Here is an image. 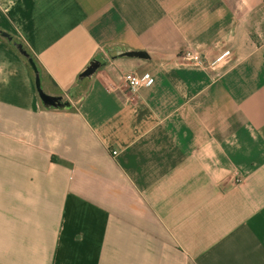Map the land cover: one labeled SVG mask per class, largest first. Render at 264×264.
I'll use <instances>...</instances> for the list:
<instances>
[{
	"label": "crops",
	"instance_id": "crops-1",
	"mask_svg": "<svg viewBox=\"0 0 264 264\" xmlns=\"http://www.w3.org/2000/svg\"><path fill=\"white\" fill-rule=\"evenodd\" d=\"M0 264H264V0H0Z\"/></svg>",
	"mask_w": 264,
	"mask_h": 264
},
{
	"label": "built area",
	"instance_id": "built-area-1",
	"mask_svg": "<svg viewBox=\"0 0 264 264\" xmlns=\"http://www.w3.org/2000/svg\"><path fill=\"white\" fill-rule=\"evenodd\" d=\"M177 58L179 59V63L183 65H193L197 67L206 66L205 59L201 56L200 52L194 48H187L181 51ZM223 58L224 55L219 56L216 60L211 62L210 65H215ZM124 79L132 87L149 86L153 81V77L149 74L138 76L130 72L125 73ZM113 153L115 154L116 151H113Z\"/></svg>",
	"mask_w": 264,
	"mask_h": 264
},
{
	"label": "water",
	"instance_id": "water-1",
	"mask_svg": "<svg viewBox=\"0 0 264 264\" xmlns=\"http://www.w3.org/2000/svg\"><path fill=\"white\" fill-rule=\"evenodd\" d=\"M2 35L6 36V33H2ZM126 54L132 55V56H139V57H145L146 56V53L143 51H129ZM29 61H30V64L34 70L35 85H36V88L38 90V94H39L41 100L48 105H53V106L61 105V96L49 95L41 89L38 68H37L35 62L31 58L29 59ZM95 69H96V67H94V66L89 67L83 72V74L88 75V74L94 72Z\"/></svg>",
	"mask_w": 264,
	"mask_h": 264
},
{
	"label": "trees",
	"instance_id": "trees-1",
	"mask_svg": "<svg viewBox=\"0 0 264 264\" xmlns=\"http://www.w3.org/2000/svg\"><path fill=\"white\" fill-rule=\"evenodd\" d=\"M14 44H15V48L26 57L29 64H30V61H29L30 58L34 61L33 55L30 53V51L27 49V47L22 42L20 41L15 42Z\"/></svg>",
	"mask_w": 264,
	"mask_h": 264
},
{
	"label": "rangeland",
	"instance_id": "rangeland-1",
	"mask_svg": "<svg viewBox=\"0 0 264 264\" xmlns=\"http://www.w3.org/2000/svg\"><path fill=\"white\" fill-rule=\"evenodd\" d=\"M41 89L43 90V87L41 86Z\"/></svg>",
	"mask_w": 264,
	"mask_h": 264
}]
</instances>
